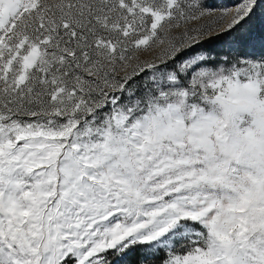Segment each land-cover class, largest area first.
<instances>
[{"label": "snow or ice", "instance_id": "snow-or-ice-1", "mask_svg": "<svg viewBox=\"0 0 264 264\" xmlns=\"http://www.w3.org/2000/svg\"><path fill=\"white\" fill-rule=\"evenodd\" d=\"M264 0H0V264H264Z\"/></svg>", "mask_w": 264, "mask_h": 264}, {"label": "rangeland", "instance_id": "rangeland-1", "mask_svg": "<svg viewBox=\"0 0 264 264\" xmlns=\"http://www.w3.org/2000/svg\"><path fill=\"white\" fill-rule=\"evenodd\" d=\"M210 2L217 3L219 5H226L231 7L232 4L234 3V0H210ZM259 21H264V12H262L259 16Z\"/></svg>", "mask_w": 264, "mask_h": 264}, {"label": "trees", "instance_id": "trees-1", "mask_svg": "<svg viewBox=\"0 0 264 264\" xmlns=\"http://www.w3.org/2000/svg\"><path fill=\"white\" fill-rule=\"evenodd\" d=\"M263 21V20H262ZM262 21H259V18H257V24H259L260 22H262Z\"/></svg>", "mask_w": 264, "mask_h": 264}]
</instances>
